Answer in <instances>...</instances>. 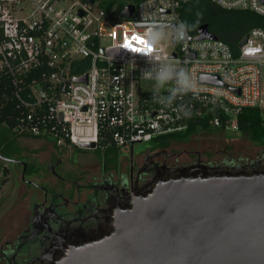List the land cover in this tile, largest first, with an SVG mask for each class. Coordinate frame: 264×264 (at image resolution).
I'll return each mask as SVG.
<instances>
[{"label":"built area","instance_id":"1","mask_svg":"<svg viewBox=\"0 0 264 264\" xmlns=\"http://www.w3.org/2000/svg\"><path fill=\"white\" fill-rule=\"evenodd\" d=\"M188 1L141 0L131 17L120 19V10L96 0H0V82L8 79L23 109L18 133L47 136L59 149L94 143L120 152L183 133L199 120L235 132L240 111L263 103V29H251L236 54L218 38L194 40L186 27L170 51L161 44L147 54L120 47L126 37L147 38V25L137 23L142 11L148 24L176 29L178 9ZM210 2L264 17V0ZM165 69L173 78L162 85L157 75ZM180 73L188 87L178 82ZM147 82L156 86L144 88Z\"/></svg>","mask_w":264,"mask_h":264},{"label":"water","instance_id":"2","mask_svg":"<svg viewBox=\"0 0 264 264\" xmlns=\"http://www.w3.org/2000/svg\"><path fill=\"white\" fill-rule=\"evenodd\" d=\"M133 11L134 4H127L118 17ZM160 27H170L174 44L175 25ZM196 35L194 40L218 38L207 24ZM200 81L221 85L217 77ZM78 147L91 150L95 144ZM54 264H264V169L195 165L158 177L112 210L106 231L61 247Z\"/></svg>","mask_w":264,"mask_h":264},{"label":"flooded vegetation","instance_id":"3","mask_svg":"<svg viewBox=\"0 0 264 264\" xmlns=\"http://www.w3.org/2000/svg\"><path fill=\"white\" fill-rule=\"evenodd\" d=\"M5 135L0 136V163L19 166V182L26 201L19 228L10 232L11 226H4L3 235L0 234V264H54L67 242L106 231L112 210L122 206L129 193L147 191L156 178L169 177L179 169L195 165L264 169L258 162L237 164L225 152L218 163L202 160L211 148L179 154L167 152L165 146L159 152L146 153L139 163L133 161L131 172L128 158L123 163L113 153L104 154L102 160L92 159L87 163L91 168L81 170L68 151L51 146L45 157L27 156L14 146L16 137L8 139ZM2 166L3 172L6 168Z\"/></svg>","mask_w":264,"mask_h":264},{"label":"rangeland","instance_id":"4","mask_svg":"<svg viewBox=\"0 0 264 264\" xmlns=\"http://www.w3.org/2000/svg\"><path fill=\"white\" fill-rule=\"evenodd\" d=\"M110 0H96V3L106 4ZM124 3L130 0H119ZM121 7L118 10H121ZM201 15L202 24H207L208 30L219 37L224 32L231 31L236 26V18L233 16L226 15L219 12L212 6L205 7L199 12ZM166 35L163 41L160 43L166 50H171V30L164 29ZM262 81V98L263 103L260 105L262 117L264 118V68L261 72ZM156 85L152 82H147L143 86L144 88H154ZM5 131L3 132V135ZM8 136L11 137L10 134ZM12 143V142H11ZM14 146L22 150L21 152L27 156H40V158L45 157L49 152L51 146H54L50 139H32L25 136H17ZM165 150L167 152L183 153L186 150H203L204 148H211V152L203 154L202 160L206 162H219L222 160V154H229V157L233 162L240 165H248L252 162H258L259 165L264 166V147L261 145H256L246 135L237 134L235 132H196L186 139H171L167 141ZM164 148V147H162ZM161 147H157L156 143L142 142L135 143L132 148L133 161L139 163L146 153H154L162 150ZM79 149V150H78ZM69 147L68 149H63L65 152H70L72 158L77 160V168L85 170L91 163V160L98 158L102 160L104 154L107 155L111 148L106 147L105 150L102 148H95L91 150H82L80 148ZM113 149V148H112ZM116 155L123 161V163L128 158L129 148L123 151H116ZM20 158V157H15ZM14 159V158H12ZM108 158L107 160H111ZM184 159L181 160V162ZM2 164L5 165L6 170L2 172ZM94 166V165H93ZM92 166V167H93ZM16 170V173L13 170ZM19 166L13 163H0V234L3 235L4 226H11L10 232L15 231L19 228L20 222L22 220L23 213V202L26 201L24 195V187L19 182ZM2 228V229H1ZM4 236H7L4 233Z\"/></svg>","mask_w":264,"mask_h":264},{"label":"trees","instance_id":"5","mask_svg":"<svg viewBox=\"0 0 264 264\" xmlns=\"http://www.w3.org/2000/svg\"><path fill=\"white\" fill-rule=\"evenodd\" d=\"M139 1L141 0H130L129 2L124 3L122 6L121 1L110 0L106 3V9L112 10L113 13H117L119 11V7L122 6L123 8L127 4L136 5ZM207 6H212L219 12L236 18V26L231 31L224 32L218 37V39L225 42L230 47L234 54L237 53L238 41L251 29L260 28L264 30V17L259 16L251 11H226L214 6L210 0H189L187 3L179 7L178 13L181 20L186 22L187 30H189L191 26L194 25V27L188 31L190 35H194L196 33V28L202 25L203 22L200 19L201 14L199 12ZM22 113L23 109L20 105L18 106V102L15 100L12 88L8 84V79H4L2 82H0V125H3V131L6 133L5 138H8V134H10L13 138L17 136H25L32 139H47V136L43 135H29L22 132L18 133L17 121ZM236 123L237 129L235 133L246 135L250 141L256 145H261L264 147V118L262 117L260 108L256 107L242 109L236 117ZM3 131H0V136H3ZM199 131L209 133L223 132L222 128H211L208 126L206 120H199L190 124L189 128L185 132L163 136L153 140V143H156L157 147L162 148L165 147L167 141L171 139H186L188 136ZM74 148L78 149L77 147ZM109 148H111L109 153L116 154L113 150L114 148Z\"/></svg>","mask_w":264,"mask_h":264},{"label":"clouds","instance_id":"6","mask_svg":"<svg viewBox=\"0 0 264 264\" xmlns=\"http://www.w3.org/2000/svg\"><path fill=\"white\" fill-rule=\"evenodd\" d=\"M137 23H145L148 27L147 38L143 39L146 43V46L150 47L151 49H153L156 46H159V44L163 41L166 35L165 31L161 29L160 24L156 23L155 21L148 24V19H146L145 13L143 11L141 13V19ZM185 27H186V22L182 21L180 25L175 29V34L178 35L181 40H183L188 34V32L184 31ZM193 27L194 25H192L188 31H190ZM133 36H137V35H133ZM127 40L128 38L126 37L124 42L120 45V47L127 49L125 47V43ZM142 47H145V45H142ZM144 78L145 79L148 78L147 73H145ZM172 78H173V73L170 69L162 70L157 75V80L162 85L169 83L172 80ZM178 82L185 87H188L189 85V79L187 75L184 73L179 74Z\"/></svg>","mask_w":264,"mask_h":264},{"label":"snow or ice","instance_id":"7","mask_svg":"<svg viewBox=\"0 0 264 264\" xmlns=\"http://www.w3.org/2000/svg\"><path fill=\"white\" fill-rule=\"evenodd\" d=\"M134 42L139 45H145V47H136L134 46ZM125 47L133 52L141 54L151 53L152 51V49L147 47L145 41L139 36H132L130 39H128L125 43Z\"/></svg>","mask_w":264,"mask_h":264}]
</instances>
